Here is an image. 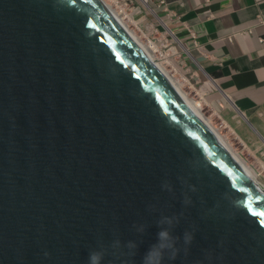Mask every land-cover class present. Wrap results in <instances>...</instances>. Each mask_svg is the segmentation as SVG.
Instances as JSON below:
<instances>
[{"label":"water","instance_id":"water-1","mask_svg":"<svg viewBox=\"0 0 264 264\" xmlns=\"http://www.w3.org/2000/svg\"><path fill=\"white\" fill-rule=\"evenodd\" d=\"M161 216L193 234L165 264H264V183L124 17L0 0V264H86L117 237L141 264Z\"/></svg>","mask_w":264,"mask_h":264},{"label":"crops","instance_id":"crops-1","mask_svg":"<svg viewBox=\"0 0 264 264\" xmlns=\"http://www.w3.org/2000/svg\"><path fill=\"white\" fill-rule=\"evenodd\" d=\"M150 1H164L156 7L190 35L207 78L236 115L233 130L263 156L264 0Z\"/></svg>","mask_w":264,"mask_h":264},{"label":"rangeland","instance_id":"rangeland-1","mask_svg":"<svg viewBox=\"0 0 264 264\" xmlns=\"http://www.w3.org/2000/svg\"><path fill=\"white\" fill-rule=\"evenodd\" d=\"M107 1L124 17L132 31L144 43L151 42L155 46L154 53L165 68L194 101H202L200 108L264 183V155L256 153L254 147L244 143L233 130V120L236 115L229 109L228 103L220 92L209 82L198 60L197 48L190 35L185 30L176 29L174 23L166 18L150 0H146V3L142 0ZM169 31L175 34L178 41ZM179 42L188 49V52L181 48Z\"/></svg>","mask_w":264,"mask_h":264},{"label":"clouds","instance_id":"clouds-1","mask_svg":"<svg viewBox=\"0 0 264 264\" xmlns=\"http://www.w3.org/2000/svg\"><path fill=\"white\" fill-rule=\"evenodd\" d=\"M178 223L174 217L161 216L157 221L158 231L156 233V242L151 244L142 257L141 264H165V260L174 261L183 251L187 253L193 234L185 231L182 237L174 235L173 229ZM144 232L143 225L137 226V234L142 236ZM138 242L129 240L121 242L117 237L108 245H99L88 253L86 264H103L106 255L111 252L118 257L122 264H128L130 258L136 255Z\"/></svg>","mask_w":264,"mask_h":264},{"label":"bare ground","instance_id":"bare-ground-1","mask_svg":"<svg viewBox=\"0 0 264 264\" xmlns=\"http://www.w3.org/2000/svg\"><path fill=\"white\" fill-rule=\"evenodd\" d=\"M143 2H145L146 0H142ZM146 3V2H145ZM145 5V4H144ZM146 6V5H145ZM148 8V7H147ZM149 9V8H148ZM161 22H162V20H161ZM162 24L163 25H165V23H163L162 22ZM167 30H169V29H167ZM169 33L171 34V36L173 37V38H175L177 41H178V38L175 36V34L174 33H172V31H169ZM153 52H156V48H155V46L151 43V42H149V43H145ZM179 44H180V46H181V48L185 51V52H188V49L182 44V43H180L179 42ZM209 82L213 85V86H216L215 85V83L214 82H212L211 80H209ZM180 84V83H179ZM198 105H199V107L201 106V103L200 102H202V101H195ZM224 127V126H223ZM227 127V126H226Z\"/></svg>","mask_w":264,"mask_h":264},{"label":"built area","instance_id":"built-area-1","mask_svg":"<svg viewBox=\"0 0 264 264\" xmlns=\"http://www.w3.org/2000/svg\"><path fill=\"white\" fill-rule=\"evenodd\" d=\"M157 5H158V6H157ZM157 5H156V6L160 8L162 5H164V1H160L159 4H157ZM165 16L168 17V18L170 19V17H169L168 14L165 15ZM191 35H192V37H194V33H191Z\"/></svg>","mask_w":264,"mask_h":264}]
</instances>
